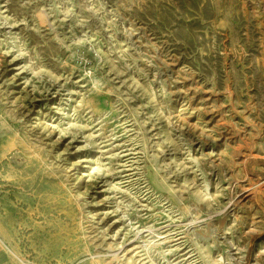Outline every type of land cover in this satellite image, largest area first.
<instances>
[{
	"label": "rangeland",
	"instance_id": "obj_1",
	"mask_svg": "<svg viewBox=\"0 0 264 264\" xmlns=\"http://www.w3.org/2000/svg\"><path fill=\"white\" fill-rule=\"evenodd\" d=\"M209 255L264 264V0H0V264Z\"/></svg>",
	"mask_w": 264,
	"mask_h": 264
},
{
	"label": "bare ground",
	"instance_id": "obj_2",
	"mask_svg": "<svg viewBox=\"0 0 264 264\" xmlns=\"http://www.w3.org/2000/svg\"><path fill=\"white\" fill-rule=\"evenodd\" d=\"M238 181V180H237ZM249 190V189H248ZM250 194V193H249ZM244 197V196H243ZM251 197V196H250ZM247 198V197H246ZM235 202V201H234ZM241 202V201H240ZM234 204H236V203H234ZM234 206V205H233ZM227 207V206H226ZM225 207V208H226ZM224 210V209H223ZM222 210V211H223ZM231 211V210H230ZM221 212V211H220ZM219 212V213H220ZM210 216H212V215H210ZM224 216V215H223ZM197 218V217H196ZM145 230H147V229H145ZM188 231V230H187ZM140 232H142V231H140ZM253 235V233H250L249 234V237H251ZM182 236H184V235H182ZM254 236V235H253ZM179 238V237H178ZM179 240V239H178ZM251 240V239H250ZM250 240H249V243H250ZM229 244H230V248H232V250H237L238 249V244H237V242H236V239H234V238H232V237H230V242H229ZM243 249H248V245H245V246H243ZM206 252H208V251H206ZM209 257H210V261H211V264H220V263H218L217 262V260H215L214 259V257H212V255H209ZM234 257V256H233ZM235 258V257H234Z\"/></svg>",
	"mask_w": 264,
	"mask_h": 264
}]
</instances>
